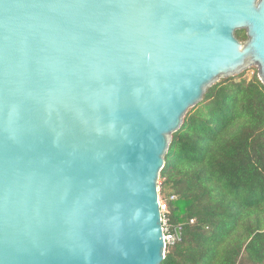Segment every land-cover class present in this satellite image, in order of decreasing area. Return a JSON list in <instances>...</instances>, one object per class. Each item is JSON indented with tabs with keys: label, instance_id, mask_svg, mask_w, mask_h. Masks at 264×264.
<instances>
[{
	"label": "water",
	"instance_id": "1",
	"mask_svg": "<svg viewBox=\"0 0 264 264\" xmlns=\"http://www.w3.org/2000/svg\"><path fill=\"white\" fill-rule=\"evenodd\" d=\"M252 66L264 0H0V264H161L172 134Z\"/></svg>",
	"mask_w": 264,
	"mask_h": 264
},
{
	"label": "trees",
	"instance_id": "2",
	"mask_svg": "<svg viewBox=\"0 0 264 264\" xmlns=\"http://www.w3.org/2000/svg\"><path fill=\"white\" fill-rule=\"evenodd\" d=\"M252 69L211 86L172 134L159 195L181 236L161 264H264V85Z\"/></svg>",
	"mask_w": 264,
	"mask_h": 264
},
{
	"label": "built area",
	"instance_id": "3",
	"mask_svg": "<svg viewBox=\"0 0 264 264\" xmlns=\"http://www.w3.org/2000/svg\"><path fill=\"white\" fill-rule=\"evenodd\" d=\"M159 204H160V210L162 213V226H163V232H164V241L167 247L168 245H172L175 242L176 236L169 232L168 222L163 216V213L166 211L165 203L160 199Z\"/></svg>",
	"mask_w": 264,
	"mask_h": 264
},
{
	"label": "rangeland",
	"instance_id": "4",
	"mask_svg": "<svg viewBox=\"0 0 264 264\" xmlns=\"http://www.w3.org/2000/svg\"><path fill=\"white\" fill-rule=\"evenodd\" d=\"M252 68H254L255 70H257V68L255 66H252V67L248 68L247 70H245L247 77H249V76H251L253 74V71H251V70L249 71V69H252ZM158 190H159V181H158ZM159 199H161L160 195H159Z\"/></svg>",
	"mask_w": 264,
	"mask_h": 264
}]
</instances>
